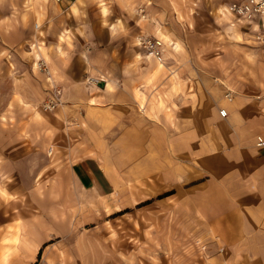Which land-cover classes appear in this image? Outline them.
<instances>
[{
	"label": "crops",
	"instance_id": "obj_1",
	"mask_svg": "<svg viewBox=\"0 0 264 264\" xmlns=\"http://www.w3.org/2000/svg\"><path fill=\"white\" fill-rule=\"evenodd\" d=\"M113 3L59 0L29 8L34 19L21 15L5 22L2 37L17 50L0 57V95L11 108L0 119L11 129L0 135V175L15 173L17 180L16 172L29 171L27 185L34 188L28 198L36 208L21 218L32 243L26 249L38 251L44 236L74 232V212L90 209L91 203L113 197L117 203H137L165 194V204L179 206L182 232L199 237L187 264H264V150L256 147L257 138H264V84L184 87L183 44L178 48L153 17L141 32L158 39L153 32L160 28L168 35L165 61L135 50L129 22H111ZM136 7L118 11L137 13ZM207 18L197 9L186 15L196 32L206 31L202 19ZM225 20L212 15L208 30ZM249 24L264 29V16ZM23 44L28 50H21ZM170 47L175 53H168ZM38 61L46 63L50 79L35 67ZM176 77H181L177 85ZM56 89L61 105L44 113L42 104ZM46 146L56 150L54 163L39 161ZM34 155L35 161L23 164ZM50 170L70 179L53 177L51 202L68 204L73 212L44 213L40 206L45 199L39 180ZM9 181L6 190L19 194ZM10 219L5 216L3 223ZM63 224L72 231L64 232Z\"/></svg>",
	"mask_w": 264,
	"mask_h": 264
},
{
	"label": "rangeland",
	"instance_id": "obj_2",
	"mask_svg": "<svg viewBox=\"0 0 264 264\" xmlns=\"http://www.w3.org/2000/svg\"><path fill=\"white\" fill-rule=\"evenodd\" d=\"M54 1L59 3V0H0V57L4 58L17 50L2 37L5 22L8 19L21 18V15L28 20L34 19L29 8H34L36 5L52 4ZM113 1V5L116 4V7H112L109 17L115 21L111 22L119 26L124 24L123 20L129 22L128 36L131 35L135 38V50L138 48L139 51V48H143L142 38L154 39L151 35L143 36L142 33L146 34L147 32H141L146 28L145 24L149 23L148 21L153 17L159 18L160 24L158 25L167 28L172 41L178 42V48L183 44L181 51H184L185 56L184 87L189 84L192 88H241L256 87L255 83L264 84V45L255 39L258 34L264 35V29L261 27L254 30L253 24L226 15L225 10L232 0ZM134 4L137 6V13L118 11L122 7L125 9L126 6L131 7ZM195 9L208 15L207 19H202V27L205 25L203 27L206 29L205 32L194 31L186 19V15ZM92 15L94 17L98 13L93 12ZM133 15L135 16L133 17ZM212 15L218 16L220 20L226 19L223 22L224 26L208 30V23L211 22ZM13 34V39L14 36L18 37L16 32ZM153 34L157 35L166 47L165 45L169 41L168 35L160 28H157ZM25 35L27 36V34ZM17 37L15 38L17 39ZM17 43L21 44L18 40ZM20 48L23 51L28 50L29 45L23 44ZM178 48H176L177 52ZM171 49L172 47L168 48V53H175ZM164 61L165 58L162 62ZM47 78L50 79V77ZM180 78L176 77L174 84H179ZM196 90L190 93L189 101L197 96L195 95ZM5 102L4 96L0 95V119L6 115L8 110L11 111V108L8 109L9 107L5 106ZM44 103L42 104L44 113H52L59 107L52 111H45ZM6 121L0 125V135L5 133L3 130L10 129L6 125ZM15 129V127L12 128L13 131ZM54 153L56 150L54 152L52 147L46 146L44 156H39V161L44 164L54 163ZM57 158L55 161L59 160ZM60 158L68 163L69 158L66 155ZM36 159L35 155L31 156L23 164L27 165ZM25 169L27 168L16 172L17 178L20 177L17 180L15 173L13 178L0 175V219L2 220L0 223V264H187L194 259L197 246L194 244L197 243L199 237L186 236L184 231L182 232L181 228L184 225L179 218V206L173 203L165 204V194L143 197L142 201L137 203H134V200L117 203L116 197L100 205L91 203L90 209L82 207L80 208L82 210L77 209L76 213L74 212V216L77 218L72 221L75 225L74 232L68 235L44 236L45 242L38 251L27 250L25 245L32 243L24 233L25 222L21 218L34 214L36 204L31 203V199L28 198V192L34 187L27 185L29 171ZM58 175L66 176V183L70 180L68 173L51 170L46 171L39 180L42 181L39 192L45 199V202L40 204L42 208L46 209L44 213L52 211L54 208L66 209L67 213L73 212L68 208V204L57 203L59 205H54L51 202L53 177ZM5 181L12 183L14 191L17 190L19 194H10L6 190ZM19 184H23L24 187L19 189ZM60 199L62 200V198ZM60 199L57 200L60 201ZM172 212L175 215H172ZM5 216L12 218L11 221L8 220L10 223L7 225L3 223ZM45 217L47 219L49 216L45 215ZM63 225L64 232L72 231L70 225ZM21 247H25L24 250Z\"/></svg>",
	"mask_w": 264,
	"mask_h": 264
},
{
	"label": "built area",
	"instance_id": "obj_3",
	"mask_svg": "<svg viewBox=\"0 0 264 264\" xmlns=\"http://www.w3.org/2000/svg\"><path fill=\"white\" fill-rule=\"evenodd\" d=\"M230 10L233 14L244 18L246 23H251L257 16H264V0H232L229 5ZM255 39L261 42L264 45V35H256ZM143 47L147 54L154 56L156 60L163 61V48L164 44L161 39L153 38H142ZM38 70L44 73H48L46 64L43 61H39ZM226 97L230 99V94H227ZM61 105V91L56 89L55 94L51 97H48L47 101L44 103L45 111H52L56 107ZM220 115L225 117L227 115L224 109L220 110ZM256 147L264 150V138L258 137L256 140Z\"/></svg>",
	"mask_w": 264,
	"mask_h": 264
},
{
	"label": "bare ground",
	"instance_id": "obj_4",
	"mask_svg": "<svg viewBox=\"0 0 264 264\" xmlns=\"http://www.w3.org/2000/svg\"><path fill=\"white\" fill-rule=\"evenodd\" d=\"M225 14H226V15H230V16L236 18V19L239 20V21H244V22H245L244 18L239 17V16L233 14V13L231 12L229 6H228V8H226V10H225ZM143 50H144V47H143ZM144 52H145V50H144ZM148 55H150V54H148ZM152 56H153V55H152ZM45 64H46V63H45ZM46 66H47V65H46ZM158 66H159V65H158ZM35 67L38 69V67H39V61L35 64ZM47 69H48L47 76L50 77L51 74H50V70H49L48 66H47ZM43 109H44V108H43Z\"/></svg>",
	"mask_w": 264,
	"mask_h": 264
}]
</instances>
